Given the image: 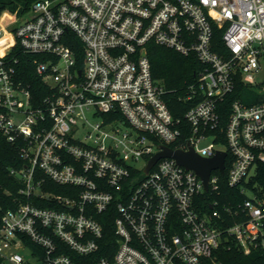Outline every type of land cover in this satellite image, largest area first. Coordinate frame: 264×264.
I'll use <instances>...</instances> for the list:
<instances>
[{
	"label": "built area",
	"instance_id": "built-area-1",
	"mask_svg": "<svg viewBox=\"0 0 264 264\" xmlns=\"http://www.w3.org/2000/svg\"><path fill=\"white\" fill-rule=\"evenodd\" d=\"M13 15L0 27L13 38L0 137L20 145L25 164L10 174L28 201L0 210V264H217L230 242L264 253V0H32ZM151 42L202 64L183 129ZM17 44L50 89L40 105L17 77ZM161 146L225 152L224 167L207 187L171 157L146 173ZM222 183L234 197L220 199Z\"/></svg>",
	"mask_w": 264,
	"mask_h": 264
},
{
	"label": "trees",
	"instance_id": "trees-1",
	"mask_svg": "<svg viewBox=\"0 0 264 264\" xmlns=\"http://www.w3.org/2000/svg\"><path fill=\"white\" fill-rule=\"evenodd\" d=\"M31 2L32 0H0V15L7 10L22 16L29 10ZM215 39L219 47L223 48L222 30L216 29ZM71 46L74 49H80L82 44L73 36ZM11 55L20 59L17 69L18 79L30 88L34 104H42L43 99L50 94V89L36 74L33 63L34 57L23 54L18 44ZM148 55L152 64L153 77L166 87V102L174 118L181 119L180 127L183 129V126H186L185 113L199 101L198 97L187 99V88L189 85L196 83L202 64L195 55L183 56L154 42L148 44ZM235 97L237 96L234 93L229 96L227 101L230 102ZM225 122L226 116H223V123ZM186 135H189V130H187V133H183V140L187 137ZM24 164L20 154V145L12 144L5 138L0 137V210L2 211L15 208L20 203L28 201L25 196L19 193L20 188L23 186L22 182L10 174L11 168H21ZM51 185L49 183L50 187ZM45 189H49V187H45ZM50 189L58 193H66L67 191L57 185L52 186ZM222 192L224 195L220 197L221 200L231 199L236 194L226 183H222ZM41 206L45 207L47 204L44 203ZM105 218L107 216H104V219L101 216L100 220L104 223L106 234H109V231L112 230V219L111 224H108ZM214 258L217 264H264V253L255 251L250 255H245L233 242L220 247L215 252ZM211 264L213 263L211 262Z\"/></svg>",
	"mask_w": 264,
	"mask_h": 264
},
{
	"label": "water",
	"instance_id": "water-1",
	"mask_svg": "<svg viewBox=\"0 0 264 264\" xmlns=\"http://www.w3.org/2000/svg\"><path fill=\"white\" fill-rule=\"evenodd\" d=\"M161 151L156 153L149 161L146 168V173L149 172L150 168L162 157L174 158L180 165L185 166L188 169L195 170L205 182H207L209 174L213 168L223 169L224 159L226 156L225 152L218 151L217 154L212 158H203L198 155L195 150L190 147L188 150L172 149L168 146H161Z\"/></svg>",
	"mask_w": 264,
	"mask_h": 264
},
{
	"label": "rangeland",
	"instance_id": "rangeland-1",
	"mask_svg": "<svg viewBox=\"0 0 264 264\" xmlns=\"http://www.w3.org/2000/svg\"><path fill=\"white\" fill-rule=\"evenodd\" d=\"M14 13L11 14V12L9 13L7 10L3 11V13L0 15V27L4 28L5 24L8 21H12L14 18ZM12 29V26L10 25L9 27H7V30L10 31ZM8 31H3L0 30V35L3 34L0 37V45L3 46V49H6L8 47V44L10 43V41L12 40V35L8 32ZM207 142H204V144H206Z\"/></svg>",
	"mask_w": 264,
	"mask_h": 264
},
{
	"label": "bare ground",
	"instance_id": "bare-ground-1",
	"mask_svg": "<svg viewBox=\"0 0 264 264\" xmlns=\"http://www.w3.org/2000/svg\"><path fill=\"white\" fill-rule=\"evenodd\" d=\"M13 43V38L10 41V43L8 44V47L6 49H3V46L0 45V54L3 55L5 53V51L12 45Z\"/></svg>",
	"mask_w": 264,
	"mask_h": 264
},
{
	"label": "crops",
	"instance_id": "crops-1",
	"mask_svg": "<svg viewBox=\"0 0 264 264\" xmlns=\"http://www.w3.org/2000/svg\"><path fill=\"white\" fill-rule=\"evenodd\" d=\"M9 12V11H8ZM10 13V12H9ZM12 14V13H11Z\"/></svg>",
	"mask_w": 264,
	"mask_h": 264
}]
</instances>
